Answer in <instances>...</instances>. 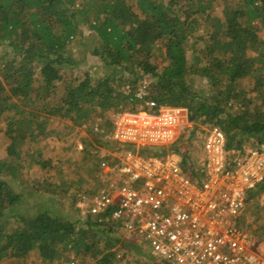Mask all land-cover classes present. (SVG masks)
<instances>
[{
	"label": "trees",
	"instance_id": "1",
	"mask_svg": "<svg viewBox=\"0 0 264 264\" xmlns=\"http://www.w3.org/2000/svg\"><path fill=\"white\" fill-rule=\"evenodd\" d=\"M161 107L188 112L187 136L167 149L197 184L206 128L224 135L228 173L264 153V0H0V264H174L110 210L75 207L126 179L115 156L160 157L112 135L117 113ZM56 118L85 135L54 149L41 131ZM242 209L233 226L257 250L264 177Z\"/></svg>",
	"mask_w": 264,
	"mask_h": 264
},
{
	"label": "built area",
	"instance_id": "2",
	"mask_svg": "<svg viewBox=\"0 0 264 264\" xmlns=\"http://www.w3.org/2000/svg\"><path fill=\"white\" fill-rule=\"evenodd\" d=\"M192 123L186 109L161 107L156 114L123 111L114 117L113 140L136 149L174 145L186 137ZM204 178L197 184L171 155L142 158L129 155L120 172L126 177L113 191L80 194L81 213L123 223L126 233L139 232L150 248L174 264H264L254 254L247 235L234 228L247 190L264 177V154L228 173L225 138L217 128L203 134ZM113 208V209H112Z\"/></svg>",
	"mask_w": 264,
	"mask_h": 264
},
{
	"label": "rangeland",
	"instance_id": "3",
	"mask_svg": "<svg viewBox=\"0 0 264 264\" xmlns=\"http://www.w3.org/2000/svg\"><path fill=\"white\" fill-rule=\"evenodd\" d=\"M193 84H196V85H198L199 83L198 82H193ZM12 112H13V110H12ZM139 112H145V111H139ZM136 113H138V112H136ZM146 113H148V112H146ZM18 114H20V113H16V114H14L15 115V117L13 118L14 119V121L13 122H11V124H10V129L11 130H8L7 129V131H10V132H12L13 130H15V129H18V126H17V123H18V120H17V115ZM132 114H135V113H132ZM148 114H150V113H148ZM21 115V114H20ZM38 115H41V113H39ZM43 115V114H42ZM151 115V114H150ZM38 117V121H40L41 120V122H42V117L41 116H37ZM115 117V115L113 116V118ZM55 122H58V125H56L55 123H51L52 124V126H51V128H49L48 130H46V132H45V130L44 129H42V130H44V132L43 131H41V135L44 137H46L47 139H48V141H49V143L52 145V147L55 149L57 146H59L58 145V139L59 138H61L64 134H69L70 133V131L71 132H75V133H77V135L78 136H80V137H82L83 135H85L84 133V126H81V127H79V126H76V125H72V124H70V123H68V122H66V121H64V120H62V119H58V118H56L55 119ZM191 122V121H190ZM192 123V122H191ZM1 132V131H0ZM39 132V129H37L36 130V132H35V134H37ZM30 133H32L31 132V130L30 129H25V134H30ZM35 134H33L34 136H36ZM11 137H13V135H11ZM112 138H113V135H112ZM81 144H82V142H80V140L78 141V148H81L82 146H81ZM106 153V152H105ZM165 154V155H171V157L172 158H174L178 163L181 161V157H179V156H177V155H175L171 150L169 151L168 149H166V150H163L160 154ZM255 153H257V152H253L251 155H253V154H255ZM107 154V153H106ZM108 154L109 155H111V156H115V155H112L113 153H109L108 152ZM259 154H264V153H259ZM250 155V156H251ZM161 156V155H160ZM140 157H142V158H145V157H143V156H140ZM150 157V156H149ZM115 160L116 161H120L121 162V164L124 162V161H126V159L125 158H123L122 157V155H118V156H115ZM248 160H249V157L245 160V161H243L242 163H247L248 162ZM107 161H109V160H107ZM238 164H240V163H238ZM237 165V164H236ZM110 166V165H109ZM111 167V166H110ZM42 202V199H39L37 202H35V201H32V202H30L29 204L30 205H32V207H33V209L34 208H36L37 207V205L38 204H42V205H48V203H41ZM244 206V205H243ZM243 208V207H242ZM243 210V209H242ZM241 212V211H240ZM240 212H239V214L238 215H240ZM250 243V242H249ZM263 245V246H262ZM262 245H258L257 247H255L254 249H257V250H254V254H256V255H259L260 257H263V254H264V244H262Z\"/></svg>",
	"mask_w": 264,
	"mask_h": 264
},
{
	"label": "bare ground",
	"instance_id": "4",
	"mask_svg": "<svg viewBox=\"0 0 264 264\" xmlns=\"http://www.w3.org/2000/svg\"><path fill=\"white\" fill-rule=\"evenodd\" d=\"M170 146V144H167V145H164V144H161V145H158V146H155V148H159V149H163V150H166L168 147ZM203 149H204V145H203ZM158 151V150H157ZM119 174H121V172L119 171Z\"/></svg>",
	"mask_w": 264,
	"mask_h": 264
},
{
	"label": "clouds",
	"instance_id": "5",
	"mask_svg": "<svg viewBox=\"0 0 264 264\" xmlns=\"http://www.w3.org/2000/svg\"><path fill=\"white\" fill-rule=\"evenodd\" d=\"M122 165V164H121Z\"/></svg>",
	"mask_w": 264,
	"mask_h": 264
}]
</instances>
